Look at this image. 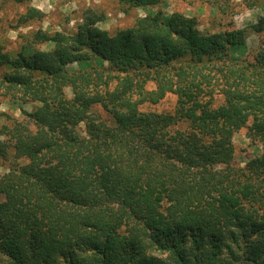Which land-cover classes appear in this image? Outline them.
Here are the masks:
<instances>
[{"label":"trees","instance_id":"obj_1","mask_svg":"<svg viewBox=\"0 0 264 264\" xmlns=\"http://www.w3.org/2000/svg\"><path fill=\"white\" fill-rule=\"evenodd\" d=\"M118 1L144 9L163 0ZM43 16L30 8L20 22ZM105 21L88 10L72 36L38 32L50 51L14 59L0 48L9 69L0 88L40 105L25 114L34 131L19 122L2 131L0 158L12 149L28 164L0 178V264H224V252L264 264V154L232 165L242 128L264 147V48L240 63L230 50L245 46V31L201 34L181 14L138 18L113 37L98 27ZM251 28L263 33L264 17ZM74 64L83 70L70 72ZM148 81L157 83L149 94ZM100 85L105 92L88 94ZM67 87L81 98L67 99ZM168 93L179 98L176 115L140 110ZM215 94L224 99L214 108ZM181 122L189 129L174 130Z\"/></svg>","mask_w":264,"mask_h":264},{"label":"rangeland","instance_id":"obj_2","mask_svg":"<svg viewBox=\"0 0 264 264\" xmlns=\"http://www.w3.org/2000/svg\"><path fill=\"white\" fill-rule=\"evenodd\" d=\"M30 8L42 12L44 14L43 18L21 23V17L27 14ZM88 10L106 16V21L99 23L98 27L107 31L112 37L119 31L134 27L138 18L161 15L163 19H166L173 14H181L187 18L195 19L201 34L212 35L238 30L245 31V46L230 50L231 55L238 59L240 63L254 61L260 49L264 48V32L257 34L251 28L259 22L260 18L264 17V0H163L155 7L144 9L128 8L121 5L118 0H34L25 5L3 3L0 4V48L3 53L14 59L26 48H28L26 52L29 55L32 53L29 52L30 50H53V46L48 44H36L35 35L41 31L49 35L63 33L72 36L78 32V28L83 23L84 15ZM93 65L94 68L97 67L95 62H93ZM104 67L107 68L108 64L104 63ZM96 69L91 71L92 69L84 68L89 72H95ZM68 70L79 72L83 69L74 64L70 65ZM8 72L9 69L0 68V79ZM122 76L119 75L118 77L122 78ZM117 85H119L118 79L110 80L111 91ZM136 90L138 91L137 88ZM156 90L157 83L155 81L146 82L144 86L145 93L149 94ZM87 91L91 95L92 92L103 93L106 89L100 85L97 87L91 86ZM65 94L69 100L81 98V95L74 93L71 87L65 89ZM132 99L138 100L140 96L133 94ZM223 99L222 96L215 94L212 106L214 108L220 106ZM178 101L179 98L176 94L168 93L158 103L154 104L147 101L139 108L145 113L176 115L179 106ZM39 107L40 105L37 103L20 100L4 88H0V139L7 141V138L2 136V131L5 127H12L16 122L22 123L34 131L35 127L25 114L35 112ZM92 112L111 123L112 119L103 106H94ZM177 129L188 130V122H181L174 128V130ZM84 130L85 127L82 125L80 131L83 132ZM248 133L249 130L246 127L234 134L232 143L235 153L232 165L236 169H244L251 159L264 154V147L259 142L251 140ZM26 164H28L27 160H16L14 151L11 149L7 158H0V178L11 169ZM222 258L224 264H237L236 260L231 259L228 252H224Z\"/></svg>","mask_w":264,"mask_h":264}]
</instances>
